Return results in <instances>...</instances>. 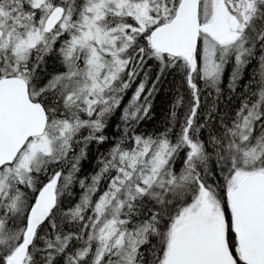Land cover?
Instances as JSON below:
<instances>
[{
	"label": "snow or ice",
	"instance_id": "obj_1",
	"mask_svg": "<svg viewBox=\"0 0 264 264\" xmlns=\"http://www.w3.org/2000/svg\"><path fill=\"white\" fill-rule=\"evenodd\" d=\"M0 264H264V0H0Z\"/></svg>",
	"mask_w": 264,
	"mask_h": 264
},
{
	"label": "trees",
	"instance_id": "obj_2",
	"mask_svg": "<svg viewBox=\"0 0 264 264\" xmlns=\"http://www.w3.org/2000/svg\"><path fill=\"white\" fill-rule=\"evenodd\" d=\"M156 69H152V75L155 76ZM227 83V73L225 75V85ZM175 88L174 79L171 75L167 77L165 83L161 86V91L157 94L153 101V117L151 120H146L142 124V128L145 132H156L162 129L165 116L168 113L170 103L172 100L173 90ZM225 95H227V89L225 87ZM221 107H226L222 104ZM94 151V149H93Z\"/></svg>",
	"mask_w": 264,
	"mask_h": 264
}]
</instances>
